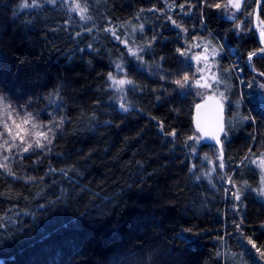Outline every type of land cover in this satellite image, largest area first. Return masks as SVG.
Instances as JSON below:
<instances>
[{"label":"trees","instance_id":"1","mask_svg":"<svg viewBox=\"0 0 264 264\" xmlns=\"http://www.w3.org/2000/svg\"><path fill=\"white\" fill-rule=\"evenodd\" d=\"M74 2L0 0V96L41 124L65 118L50 150L9 159L15 176L0 168L2 264H264L249 243L264 250L252 164L264 154V53L248 56L261 49L256 0L235 20L202 0H79L82 20ZM123 26H135L142 60L117 39ZM198 38L218 44L231 86L220 143L199 140L201 100L174 83L195 78ZM119 62L134 82L128 111L108 78Z\"/></svg>","mask_w":264,"mask_h":264},{"label":"snow or ice","instance_id":"2","mask_svg":"<svg viewBox=\"0 0 264 264\" xmlns=\"http://www.w3.org/2000/svg\"><path fill=\"white\" fill-rule=\"evenodd\" d=\"M49 3H55L56 0H47ZM197 2H201V0H197ZM204 4H206L209 8H232L235 9L236 12H239L242 7V0H228L227 4L221 5L220 3H211V0H202ZM24 7H28L29 5L25 4ZM39 6V5H34ZM181 10H183V5L179 6ZM72 12H78L80 14V18L82 20H88L91 19L90 16H86L85 13L88 12L87 4L84 6L81 5L79 0H76V2L71 7ZM231 19L235 20L237 19L235 12L230 17ZM169 19H171L169 17ZM173 24L176 23V21H172ZM177 27H181L179 24H177ZM237 29L241 27L240 24L236 25ZM140 28H143V25H140ZM133 32L136 30L135 26L132 28ZM107 31L112 32V34L115 36L116 32L114 29H107ZM187 31V29H185ZM262 36H264V31L261 33ZM120 37H117L119 39ZM122 43H125L127 45L128 41L127 39H124L121 41ZM195 46V45H193ZM129 51H132L131 49H128ZM143 51V49H141ZM215 51V49H213ZM261 52H264V49L260 50ZM132 55L135 56L138 60H142L143 58L139 55H137L136 52H132ZM181 55H185V52H181ZM257 55L256 52H250L248 54L249 60ZM195 59L199 60L200 57H195ZM117 70L119 72L123 71L122 65H117ZM225 71H230L229 69H225ZM261 76H264V72L260 73ZM108 78L113 81V86L116 85H125V84H133L134 82L128 79H119L116 80L111 74H109ZM215 79V77H213ZM189 77L187 75H184L182 80L177 79L174 81L175 84L184 87V85L188 82ZM219 83V81H217ZM201 81L200 79H197L195 81L196 85H200ZM211 86V85H207ZM261 88H264V85H261ZM31 103V101H29ZM63 105H59L58 107H62ZM199 107V106H198ZM121 109L124 111H128V107L124 104H121ZM21 113H24L21 115ZM65 123V118L60 117L58 122L55 124H41L36 121V118L33 116L31 112H28L25 108L19 107V108H13L11 103L6 101L3 96H0V155H3L4 157V163H0V168L8 169V174L15 176V173L11 172V170L8 168L7 161L9 159H16L17 156L20 157V159L24 158V154H33L36 153L37 150L40 151H47L50 150V145L52 144V141L55 138L56 130L62 129L63 125ZM172 136H175L176 133L173 131L169 133ZM218 139V138H217ZM15 150V151H14ZM193 152L196 151L195 148L192 149ZM222 151V150H221ZM251 152V150H249ZM249 157H245V160H247ZM207 159V157H205ZM259 166L261 168H264V154H261L259 157ZM253 162H256L255 160ZM220 168L224 167V164L221 162L219 165ZM193 168H195V165H193ZM228 182L233 183L232 178L228 177ZM246 183V182H245ZM262 194H264V189H261ZM233 198L235 200L240 199L239 189L235 193H233ZM237 228H239V225H236ZM249 243L252 245V248H255L256 252L259 253L260 258L264 259V250H262L261 247H257L254 241L249 239ZM264 247V246H262ZM251 251V250H249ZM218 255L223 256L224 253H219ZM253 256H255V253H253ZM237 258V254L232 253L231 259L233 262ZM241 264H245V262L241 261ZM258 264V262H256Z\"/></svg>","mask_w":264,"mask_h":264},{"label":"rangeland","instance_id":"3","mask_svg":"<svg viewBox=\"0 0 264 264\" xmlns=\"http://www.w3.org/2000/svg\"><path fill=\"white\" fill-rule=\"evenodd\" d=\"M244 1L245 0H242V6L244 4ZM65 3H68V2L66 1ZM71 7H72V4H71ZM226 10L228 12L227 16H229V17H231L234 12H235L236 16H237V14L240 13V12H236V10L232 9V8H229V11L227 8H226ZM241 10H242V7H241ZM85 15H86V13H85ZM250 17H252L251 14H250ZM123 29H124L123 35L122 36L119 35L118 37H121V38L118 40L122 41L124 39H127V41H128L127 45L125 43H122V44L125 46V49H126L128 55L131 58L136 59V61H138V59L132 55V52H136L137 55H139V56H141V53H142L141 46L138 43H136V41L134 39L135 38V31L133 32V30L128 29L126 26H123ZM262 31H264V24L260 22V35H261ZM261 37H263L262 40L264 41V36L261 35ZM203 40H204L203 38L202 39L201 38L196 39V41H194L195 46L190 51V53H191L190 60L194 63L196 74L194 72V76L191 78H194V77L195 78L193 80H191L189 78L186 85H188L189 89L191 87V90H193L197 94V96L199 97V99L201 101L205 100L209 96H212V97H216L219 100H221L223 105L226 106L227 98H228L227 94L229 92V82H228V77H226L223 74V70H222V66H221V58L219 57L220 52H219L218 44L213 43V46L210 45L212 43L211 41H209L210 38L207 39V43H204ZM128 49H131L132 51H129ZM213 49H215V51H213ZM195 57H200V59L197 60V59H195ZM117 65H122V67H123L122 72H119L117 70ZM117 65L115 67L114 72L111 75L116 80L128 79V80L132 81V79L126 73L125 64H123L122 62H119ZM213 77H215V79H213ZM197 79H200V81H201L200 85L195 84V81ZM225 79L227 81H225ZM190 81L192 83L189 84ZM217 81H219V83ZM131 85L132 84H125L122 86L121 85L113 86V81L110 80V88L116 94L118 106L120 108H121V104L126 105L128 107V109L131 107V105L127 102L128 90L131 87ZM207 85H211V86L209 87ZM261 85H264V82H261L260 86L258 87V91H260L259 98H261L264 101V88H261ZM11 105L13 108H18L16 104L15 105L11 104ZM23 114L24 113H21V115H23ZM231 123L234 124L233 122H231ZM225 131L227 133L228 129H226ZM203 139H204V137L202 135H200L199 140L203 142ZM205 157H207V159H205ZM258 157L253 159V161L255 160L256 162L252 161V164L258 169V171L260 173L261 184H260L259 191L261 193V196L264 198V194H262V192H261V189H264V168H261L259 166ZM203 160L210 161L211 162L210 164H213V162H214L211 159V157L207 154H205L203 156ZM209 170H210V172H212L214 170V166L211 165L209 167ZM0 264H2V260H0Z\"/></svg>","mask_w":264,"mask_h":264},{"label":"water","instance_id":"4","mask_svg":"<svg viewBox=\"0 0 264 264\" xmlns=\"http://www.w3.org/2000/svg\"><path fill=\"white\" fill-rule=\"evenodd\" d=\"M262 2L263 0H256L254 30L261 49H264V41L260 35ZM195 125L204 134L206 142L220 143L225 130V108L221 100L209 96L198 103L195 108Z\"/></svg>","mask_w":264,"mask_h":264},{"label":"crops","instance_id":"5","mask_svg":"<svg viewBox=\"0 0 264 264\" xmlns=\"http://www.w3.org/2000/svg\"><path fill=\"white\" fill-rule=\"evenodd\" d=\"M228 9V11H229V8H227ZM240 12V11H239ZM227 10H226V16H227ZM227 18H229V19H231L229 16H227ZM261 38H263V37H261Z\"/></svg>","mask_w":264,"mask_h":264},{"label":"bare ground","instance_id":"6","mask_svg":"<svg viewBox=\"0 0 264 264\" xmlns=\"http://www.w3.org/2000/svg\"><path fill=\"white\" fill-rule=\"evenodd\" d=\"M255 31V30H254ZM231 89V86H230V84H229V90Z\"/></svg>","mask_w":264,"mask_h":264}]
</instances>
